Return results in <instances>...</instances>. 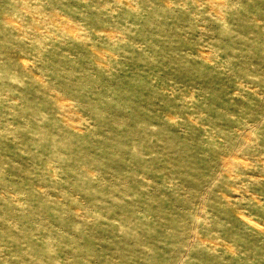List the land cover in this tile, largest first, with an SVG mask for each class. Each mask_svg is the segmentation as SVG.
Wrapping results in <instances>:
<instances>
[{"label": "rangeland", "instance_id": "374dc122", "mask_svg": "<svg viewBox=\"0 0 264 264\" xmlns=\"http://www.w3.org/2000/svg\"><path fill=\"white\" fill-rule=\"evenodd\" d=\"M0 264H264V0H0Z\"/></svg>", "mask_w": 264, "mask_h": 264}]
</instances>
